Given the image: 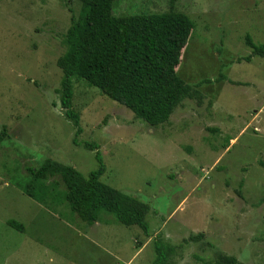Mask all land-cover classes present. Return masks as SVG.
<instances>
[{
	"label": "rangeland",
	"instance_id": "374dc122",
	"mask_svg": "<svg viewBox=\"0 0 264 264\" xmlns=\"http://www.w3.org/2000/svg\"><path fill=\"white\" fill-rule=\"evenodd\" d=\"M171 9L194 23L176 74L201 83L199 95L151 127L74 79L75 136L56 63L81 4L0 0V129L9 135L0 145V264H152L155 243L173 249L169 264H212L221 255L264 264V57L245 43L248 36L264 44V0L112 4L116 16ZM84 143L98 145L100 180L147 206V236L103 211L94 224L83 223L57 177L44 182L50 197L24 193L27 169L47 159L84 176L96 170Z\"/></svg>",
	"mask_w": 264,
	"mask_h": 264
},
{
	"label": "trees",
	"instance_id": "16d2710c",
	"mask_svg": "<svg viewBox=\"0 0 264 264\" xmlns=\"http://www.w3.org/2000/svg\"><path fill=\"white\" fill-rule=\"evenodd\" d=\"M77 1L81 4L79 17L71 19L65 34L66 51L56 63L62 72L61 107L72 122L75 136L81 133V128L79 115L72 108L74 79L98 89L151 127L168 122L184 99L199 95L197 88L201 83L191 86L176 74L181 52L194 28L186 14L171 9L160 14L116 16L112 13L113 0ZM245 43L253 55L264 57V44L255 45L248 36ZM243 60L248 62L249 58ZM8 137V130L3 126L0 145ZM83 147L95 152L99 165L96 170L84 176L71 166L47 159L38 168L27 169L31 178L24 193L33 199L44 194L50 197L44 182L57 177L64 187V201L83 223L94 224L98 213L103 211L125 227H139L147 236V206L103 183L100 178L105 167L98 145L84 143ZM261 165L264 166V162ZM9 225L19 231L23 229L14 222ZM172 251L168 246L155 243L156 256L152 264H169ZM212 264L243 263L221 255Z\"/></svg>",
	"mask_w": 264,
	"mask_h": 264
}]
</instances>
